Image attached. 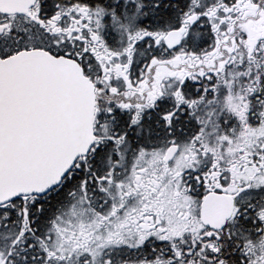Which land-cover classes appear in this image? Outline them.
Wrapping results in <instances>:
<instances>
[{
	"label": "snow or ice",
	"instance_id": "6c2138e0",
	"mask_svg": "<svg viewBox=\"0 0 264 264\" xmlns=\"http://www.w3.org/2000/svg\"><path fill=\"white\" fill-rule=\"evenodd\" d=\"M0 264H264V0H0Z\"/></svg>",
	"mask_w": 264,
	"mask_h": 264
}]
</instances>
